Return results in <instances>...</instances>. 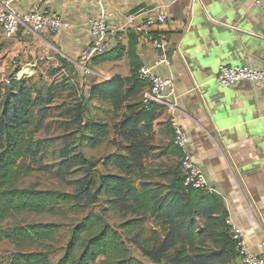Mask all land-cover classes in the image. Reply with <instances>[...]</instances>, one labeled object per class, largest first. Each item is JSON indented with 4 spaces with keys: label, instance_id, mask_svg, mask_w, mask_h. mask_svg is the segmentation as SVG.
<instances>
[{
    "label": "trees",
    "instance_id": "1",
    "mask_svg": "<svg viewBox=\"0 0 264 264\" xmlns=\"http://www.w3.org/2000/svg\"><path fill=\"white\" fill-rule=\"evenodd\" d=\"M18 70L7 83H0V241L38 245L54 239L57 224L36 222L4 228V221L25 212L55 210L69 199L57 190L18 187L20 179L34 170L37 157L43 155L45 141L36 135L54 99L50 84L38 86L33 77H17ZM140 80L136 73V78L116 76L112 83L91 84L88 94L83 89L80 103L66 109L73 112L78 135L76 149L70 152L67 144L71 154L62 151L61 165H84L81 198L91 195L96 184L92 201L105 197L102 212L111 209L127 218L115 226L102 214L88 212L71 225L55 264H145L131 254V245L153 264H239L225 223L227 209L210 192L184 187L178 167L156 165L150 159L152 154L159 156L152 153L157 147L151 143L154 103L135 100L123 106L143 87ZM125 82L129 83L126 88ZM111 84L116 85L111 88ZM93 98L120 111L112 124L116 150L96 159L77 151L97 147L108 132V122L87 115V102ZM99 165L106 172H99ZM150 220L153 224L147 229L145 223ZM8 264L52 263L49 252L42 248L18 251Z\"/></svg>",
    "mask_w": 264,
    "mask_h": 264
},
{
    "label": "crops",
    "instance_id": "2",
    "mask_svg": "<svg viewBox=\"0 0 264 264\" xmlns=\"http://www.w3.org/2000/svg\"><path fill=\"white\" fill-rule=\"evenodd\" d=\"M47 4L52 13L69 23L68 28L53 33L43 30L49 33L55 57L68 63L69 69H75L81 49L90 40L88 20L100 14L107 18L108 49L88 65L95 78L85 86L87 94L91 84L112 83L116 76L136 78L142 65L173 80L174 94L153 104L154 152L168 155L173 150L181 156L172 143L175 120L188 135L192 160L209 185L223 195L227 216L241 227L248 248L259 251L264 239V128H259L264 124V80L219 84L225 106L218 107L208 102L212 95H203L202 87L215 81L220 65L262 66L264 0H21L11 2L8 8L23 14ZM3 8L5 0H0V10ZM159 13L167 15L164 25L144 26ZM127 16L132 17L130 22ZM160 31L167 35V65L156 64L160 51L146 38L147 33L156 37ZM224 43L232 44L233 56L219 60L215 50ZM237 52L242 62H238ZM195 62L211 63L212 68L201 65L196 69ZM140 81L143 87L123 106L142 99L148 82ZM128 86L125 82L124 88ZM169 102H175L174 110Z\"/></svg>",
    "mask_w": 264,
    "mask_h": 264
},
{
    "label": "rangeland",
    "instance_id": "3",
    "mask_svg": "<svg viewBox=\"0 0 264 264\" xmlns=\"http://www.w3.org/2000/svg\"><path fill=\"white\" fill-rule=\"evenodd\" d=\"M49 33L43 30L33 32L19 27L17 35L6 37L0 30V83H7V79L15 74L17 77L27 74L33 77L38 86L49 85L54 90L52 107L43 122V128L37 133V137L43 138L44 150L41 158L37 157L33 163L34 170L22 177L18 187L35 189H52L68 195V202H61L55 210L43 213H21L4 221V228H12L17 225H26L36 222H53L58 225V233L50 242L42 244L15 245L13 242L3 239L0 241V263L8 264L12 256L18 252H31L42 248L49 252L52 264H55L63 253L64 246L69 237L71 225L80 220L88 212L102 214L105 221L117 225L124 217L107 209L102 212L105 197L98 196L92 201V193L96 184L91 187V195L81 198L80 191L85 179L86 167L66 162L62 163V151L67 149V156L74 151L77 145V125L72 120V108L80 103V96L89 81L95 78L93 75L79 74V67L69 69L63 62L55 57V53L49 46ZM78 69V70H77ZM216 84H219L215 79ZM62 83V85H61ZM54 85H58L57 88ZM88 116L100 118L109 124L108 132L102 143L93 149H77L81 154L96 159L116 150V138L112 131L114 120L119 117L120 111L112 110L111 106L98 104L96 100H88ZM67 144H69L70 152ZM157 153V152H152ZM157 165L164 167L175 166L179 168L180 157L176 151H169L168 155H155L150 158ZM29 161V160H28ZM73 164V165H72ZM99 172H106L102 165L98 166ZM109 171V170H108ZM153 222L145 223V227L151 228ZM125 236V235H124ZM131 254L139 258L145 264H153L143 258L138 249L131 245Z\"/></svg>",
    "mask_w": 264,
    "mask_h": 264
},
{
    "label": "built area",
    "instance_id": "4",
    "mask_svg": "<svg viewBox=\"0 0 264 264\" xmlns=\"http://www.w3.org/2000/svg\"><path fill=\"white\" fill-rule=\"evenodd\" d=\"M13 1L21 0H5V8L0 10V29L6 37L17 35L19 27L33 32L47 30L51 33L69 27L68 22L62 21L56 13H52L49 10L48 4L41 10H31L19 14L8 8ZM127 20L130 22L132 17L127 16ZM166 21L167 15L159 13L153 18H148L144 26H162ZM87 28L90 33V40L78 55L77 65L80 75L89 74L91 72L88 66L89 63L97 56L104 54L108 49L109 25L107 18L103 14L92 17L87 22ZM146 38L148 42L160 51L156 59V64H169L170 61L165 55L167 43L166 33L160 31L156 37L147 33ZM137 76L139 79L148 82V89L143 93L141 99L145 104L163 103L166 101L167 95L172 96L174 94L173 80L171 78L160 77L153 72L150 66H140L137 70ZM215 79L219 84L224 86H232L239 81H263L264 63L259 68H253L249 65H220L217 69ZM168 105L171 110L176 108L175 102H169ZM172 131V143L181 151L179 170L183 186L211 192L213 187L209 185L203 171L192 160L187 150L189 138L186 131L175 120L172 122ZM225 223L234 241V248L239 258V264H264V239L259 243V251L253 252L245 243L241 227L229 216L226 217Z\"/></svg>",
    "mask_w": 264,
    "mask_h": 264
},
{
    "label": "water",
    "instance_id": "5",
    "mask_svg": "<svg viewBox=\"0 0 264 264\" xmlns=\"http://www.w3.org/2000/svg\"><path fill=\"white\" fill-rule=\"evenodd\" d=\"M231 46L232 44L229 43H224L223 46H219V48L217 50H215V54L216 56L219 58V60H222V58H227L228 56H233V51L231 50ZM236 54H238V59L240 61L238 62H242V56L241 54H239V52H237ZM195 66L196 69H200L201 65L204 66L203 68L206 69H210L211 67V63L205 64V63H200V62H195ZM207 93L211 94V98L208 97V102L212 104V106L214 107H218V106H225V103L223 102V92L220 88L219 84H216L215 81H209L207 82L205 85H203L202 87V94L206 95ZM264 128V124H261V126L259 128ZM214 197H216L219 202L223 205L224 208H226L225 206V200L223 198V195L215 190L212 189L210 192Z\"/></svg>",
    "mask_w": 264,
    "mask_h": 264
}]
</instances>
